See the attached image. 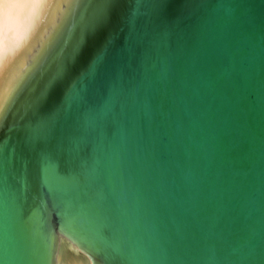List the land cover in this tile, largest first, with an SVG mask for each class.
<instances>
[{"label":"water","instance_id":"1","mask_svg":"<svg viewBox=\"0 0 264 264\" xmlns=\"http://www.w3.org/2000/svg\"><path fill=\"white\" fill-rule=\"evenodd\" d=\"M140 12L74 0L1 108L0 264H264V0Z\"/></svg>","mask_w":264,"mask_h":264},{"label":"bare ground","instance_id":"2","mask_svg":"<svg viewBox=\"0 0 264 264\" xmlns=\"http://www.w3.org/2000/svg\"><path fill=\"white\" fill-rule=\"evenodd\" d=\"M5 4L30 5L35 8L26 33L10 24L0 5V111L12 90L46 48L74 0H4ZM56 264H92L80 252L61 244Z\"/></svg>","mask_w":264,"mask_h":264},{"label":"snow or ice","instance_id":"3","mask_svg":"<svg viewBox=\"0 0 264 264\" xmlns=\"http://www.w3.org/2000/svg\"><path fill=\"white\" fill-rule=\"evenodd\" d=\"M189 3H192V0H188ZM170 3V0H130V8L131 14L130 17L139 16L141 14V8H147V12L144 13V19L153 20L157 17L160 12L166 8ZM60 131L59 129L55 130L51 134V139L48 148L53 150V157L55 158V147L57 142V137H59ZM59 174L68 175L69 174V166L65 162L64 158L61 157V167L57 168ZM42 211H44L42 209Z\"/></svg>","mask_w":264,"mask_h":264},{"label":"clouds","instance_id":"4","mask_svg":"<svg viewBox=\"0 0 264 264\" xmlns=\"http://www.w3.org/2000/svg\"><path fill=\"white\" fill-rule=\"evenodd\" d=\"M3 10L10 24L16 25L21 32L26 33L32 23L35 8L30 5L5 4L0 0Z\"/></svg>","mask_w":264,"mask_h":264},{"label":"rangeland","instance_id":"5","mask_svg":"<svg viewBox=\"0 0 264 264\" xmlns=\"http://www.w3.org/2000/svg\"><path fill=\"white\" fill-rule=\"evenodd\" d=\"M16 1H18V0H16Z\"/></svg>","mask_w":264,"mask_h":264}]
</instances>
